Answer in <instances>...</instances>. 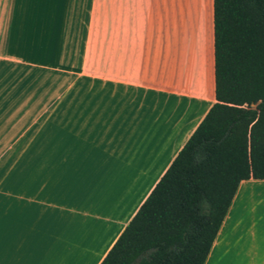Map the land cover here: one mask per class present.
<instances>
[{"label": "rangeland", "instance_id": "374dc122", "mask_svg": "<svg viewBox=\"0 0 264 264\" xmlns=\"http://www.w3.org/2000/svg\"><path fill=\"white\" fill-rule=\"evenodd\" d=\"M5 31L0 214L39 224L62 184L95 173L86 160L99 158L104 133L123 121L102 80H135V64L160 49L181 60L183 48L211 45L212 0H0V38Z\"/></svg>", "mask_w": 264, "mask_h": 264}, {"label": "crops", "instance_id": "0c3cea01", "mask_svg": "<svg viewBox=\"0 0 264 264\" xmlns=\"http://www.w3.org/2000/svg\"><path fill=\"white\" fill-rule=\"evenodd\" d=\"M181 55L180 65L160 49L135 64V80H102V96L118 101L123 121L104 133L99 158L86 160L95 173L62 184L39 224L11 221L10 209L0 214V264L100 263L215 102L213 36ZM203 264H264V178L239 182Z\"/></svg>", "mask_w": 264, "mask_h": 264}, {"label": "trees", "instance_id": "16d2710c", "mask_svg": "<svg viewBox=\"0 0 264 264\" xmlns=\"http://www.w3.org/2000/svg\"><path fill=\"white\" fill-rule=\"evenodd\" d=\"M215 102L99 264H203L239 182L264 178V0H212Z\"/></svg>", "mask_w": 264, "mask_h": 264}]
</instances>
